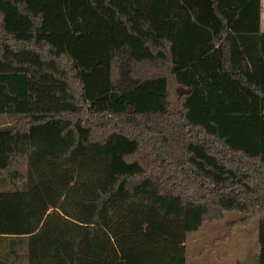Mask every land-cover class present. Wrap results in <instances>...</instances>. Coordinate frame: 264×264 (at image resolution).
I'll use <instances>...</instances> for the list:
<instances>
[{"label":"trees","instance_id":"1","mask_svg":"<svg viewBox=\"0 0 264 264\" xmlns=\"http://www.w3.org/2000/svg\"><path fill=\"white\" fill-rule=\"evenodd\" d=\"M261 11L0 0V264H186L229 213L264 264Z\"/></svg>","mask_w":264,"mask_h":264},{"label":"rangeland","instance_id":"2","mask_svg":"<svg viewBox=\"0 0 264 264\" xmlns=\"http://www.w3.org/2000/svg\"><path fill=\"white\" fill-rule=\"evenodd\" d=\"M261 25L264 29V0H261ZM9 116V115H8ZM0 116V124L12 123L13 118ZM15 141V142H12ZM11 143H16L18 149H25L26 142L23 138H13L11 136H0V145L5 149L11 147ZM236 214L229 213L223 220L204 224L199 230L187 235V263L186 264H258L259 255V224L255 220L249 226L239 227L227 238L222 235L227 233L226 226L229 220L234 219ZM215 251L212 252L209 246L213 240Z\"/></svg>","mask_w":264,"mask_h":264},{"label":"crops","instance_id":"3","mask_svg":"<svg viewBox=\"0 0 264 264\" xmlns=\"http://www.w3.org/2000/svg\"><path fill=\"white\" fill-rule=\"evenodd\" d=\"M262 30H264L263 28H262ZM224 219V218H223ZM222 219V220H223ZM255 221V220H254ZM253 221V222H254ZM214 222H216V221H214ZM210 223H212V222H210ZM206 224V223H205ZM227 225V224H226ZM215 242H216V240L214 239L211 243H210V245L209 246H211V245H213V247H211L210 249H212V252H214L215 251V248H214V245H215Z\"/></svg>","mask_w":264,"mask_h":264}]
</instances>
